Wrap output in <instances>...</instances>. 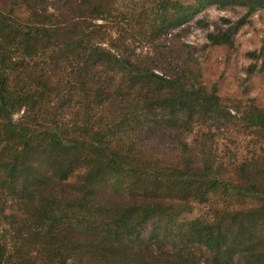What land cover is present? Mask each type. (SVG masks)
Masks as SVG:
<instances>
[{"label": "trees", "instance_id": "obj_1", "mask_svg": "<svg viewBox=\"0 0 264 264\" xmlns=\"http://www.w3.org/2000/svg\"><path fill=\"white\" fill-rule=\"evenodd\" d=\"M8 1L0 264H264V108L227 105L200 81L187 44L186 69L168 74L120 35L103 43L90 21L109 0H64L52 11L45 0ZM209 4L246 10L208 32L209 45L232 46L248 14L264 10V0H155L148 40ZM247 56L263 68L264 42ZM232 122L252 144L241 159L223 164L204 139L185 140L193 127ZM166 133L172 147L154 143ZM194 205L206 213L188 216Z\"/></svg>", "mask_w": 264, "mask_h": 264}, {"label": "rangeland", "instance_id": "obj_2", "mask_svg": "<svg viewBox=\"0 0 264 264\" xmlns=\"http://www.w3.org/2000/svg\"><path fill=\"white\" fill-rule=\"evenodd\" d=\"M45 1L48 11L64 8V0ZM154 4L155 0H109L104 8L97 11L99 17L90 22L99 26L96 30L103 43L117 39L116 36L120 35L132 55L149 57L153 70L158 73L164 72L166 64L165 72L168 74L175 69H186L183 64L185 49L181 44H187L193 48L191 56L200 70V81L205 85H215L217 94L227 105L236 106L253 99L264 108V67H260V60L255 61L247 56L251 51H258L264 42V10L255 9L248 14L244 24L233 34L232 46L228 47L209 45L206 34L221 32L227 24L243 16L246 11L243 6L209 4L186 23L150 42L148 34L154 21ZM8 5V0H0L1 8L6 9ZM82 13L86 19L95 14L89 11H86L87 14ZM254 61L255 68L249 69ZM207 129L204 126L193 127L185 135V140L197 145V141L204 139L202 144L206 148L210 145L218 161L223 164L233 157H245L252 149L249 136L242 132L237 122L222 125L218 129L212 126ZM170 135L158 134L159 139L154 143L170 148ZM206 211L205 206L194 205L193 214L188 216L203 215Z\"/></svg>", "mask_w": 264, "mask_h": 264}]
</instances>
